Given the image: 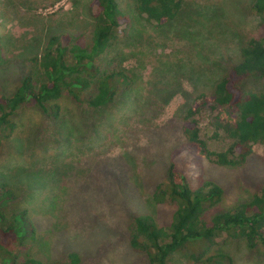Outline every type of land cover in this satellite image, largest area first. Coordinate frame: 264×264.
I'll return each mask as SVG.
<instances>
[{"label":"rangeland","instance_id":"374dc122","mask_svg":"<svg viewBox=\"0 0 264 264\" xmlns=\"http://www.w3.org/2000/svg\"><path fill=\"white\" fill-rule=\"evenodd\" d=\"M135 0H118L126 18L106 54L126 74L115 100L98 108L67 96L60 115L48 118L31 103L13 115L15 129L0 156V182L15 194L6 212L26 209L35 233L29 252L54 260L75 252L80 264H146L128 244L136 215L167 225L173 207L156 204L155 186L168 167L222 187L217 209L250 198L264 187V143L238 167L218 166L188 145L185 114L239 59L240 49L264 33L253 0H183L177 16L156 25L139 16ZM92 0H0V94L9 96L30 74V61L51 35L79 36L90 45ZM259 91L264 78L246 80ZM200 136L210 151L229 141L199 116ZM220 249L234 264H264V246L233 242ZM170 264H187L174 260Z\"/></svg>","mask_w":264,"mask_h":264},{"label":"trees","instance_id":"16d2710c","mask_svg":"<svg viewBox=\"0 0 264 264\" xmlns=\"http://www.w3.org/2000/svg\"><path fill=\"white\" fill-rule=\"evenodd\" d=\"M183 0H135L134 9L146 21L163 25L173 20ZM89 47L77 42L79 36L51 35L40 53L31 58L34 66L9 96L0 94V156L15 123L13 115L25 103L36 106L48 118L60 115L58 101L67 96L79 104L98 108L115 100L126 74L106 54L117 42L126 16L118 0H92ZM253 11L264 23V0H253ZM264 78V33L240 49L239 59L213 85L198 95L186 110L182 133L191 147L218 166L238 167L252 154L255 144L264 143V87L247 90L246 80ZM129 79V78H128ZM208 115L209 125L229 141L219 152L210 151L200 136L199 116ZM223 189L212 181L192 188L187 175L171 164L152 193L156 204L173 207L171 220L160 226L147 215L133 216L128 224L130 248L146 258V264H234L220 249L239 242L249 250L264 246V187L250 198L217 209ZM9 185L0 182V264H80L75 252L54 260L29 252L35 233L26 209L9 212L3 204L14 199ZM32 227V228H31Z\"/></svg>","mask_w":264,"mask_h":264}]
</instances>
